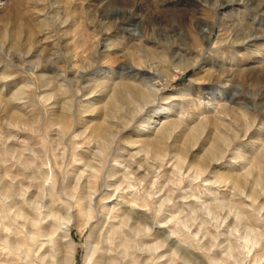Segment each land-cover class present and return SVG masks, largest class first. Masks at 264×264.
Masks as SVG:
<instances>
[{"label":"rangeland","instance_id":"374dc122","mask_svg":"<svg viewBox=\"0 0 264 264\" xmlns=\"http://www.w3.org/2000/svg\"><path fill=\"white\" fill-rule=\"evenodd\" d=\"M67 240L264 264V0H0V264Z\"/></svg>","mask_w":264,"mask_h":264},{"label":"bare ground","instance_id":"6f19581e","mask_svg":"<svg viewBox=\"0 0 264 264\" xmlns=\"http://www.w3.org/2000/svg\"><path fill=\"white\" fill-rule=\"evenodd\" d=\"M204 33L205 34H207V31H204ZM258 38V37H257ZM207 39V38H206ZM151 50H148V49H145L144 50V52H146V54L147 53H151L150 52ZM153 54V53H152ZM151 55V54H150ZM148 56V55H147ZM151 57V56H150ZM153 57V56H152ZM146 68V67H145ZM133 69V68H132ZM141 72H136V74H140ZM143 73V72H142ZM150 74V73H149ZM144 75V74H143ZM156 75H152V76H150V77H152V78H154ZM160 77V76H159ZM144 82V81H143ZM140 84H142V85H144V87H145V84H143V83H140ZM142 85H140L141 86V88L139 87L138 88V94L140 95V97L143 99V101H141V103L142 102H144L145 101V103H146V105H148V104H150V103H153V102H156V100H157V97H158V95H160L159 94V92L161 91V88L159 89V90H156V89H153L155 86H159L160 87V85H158V84H156V83H154V84H152V85H150V87H148V89L147 90H145V88H143L142 87ZM143 88V89H142ZM220 89V88H219ZM220 90H222V89H220ZM222 94V93H221ZM218 95H220V93L218 94ZM132 96H133V94H132ZM135 100V99H134ZM134 100H132V103H133V101ZM138 103H136V105H137ZM142 105H143V103H142ZM137 107H140L141 108V106L139 105H137ZM162 110H167V109H164V108H161ZM170 125V124H169ZM171 125H172V123H171ZM171 128V127H170ZM106 129H107V126L104 124V125H102V126H99L98 128H97V133H99V134H103L104 133V131H106ZM169 129H168V126L167 127H165V128H163L162 129V131H161V136L163 137L166 133H167V131H168ZM107 132H108V130H107ZM110 135V134H109ZM113 135V134H112ZM101 136V135H100ZM160 139H162V138H159V140L157 141V148L158 149H160V148H162L163 147V144H162V141H160ZM161 150V149H160ZM216 151V150H215ZM212 156H214V153H213V155ZM215 158V157H214ZM216 158H217V156H216ZM238 183V182H237ZM93 199V198H92ZM70 221V220H69ZM68 221V222H69ZM67 222V223H68ZM69 227V226H68ZM68 230V229H67ZM66 236H67V233H66ZM67 238V237H66ZM68 239V238H67ZM15 245H16V243H15ZM20 246V245H19ZM21 247V246H20ZM24 247V246H23ZM18 248V247H17ZM22 248V247H21ZM25 248V247H24ZM56 251V250H55ZM56 253H58L57 251H56ZM56 253H53L52 251H46V252H44L42 255H41V260H42V262L44 263V264H55L56 263V261H58V260H60L59 262L61 263V264H72L73 262H74V253H75V247H74V244H73V242L72 241H70V240H67V250H66V253L65 254H63V255H60V257L56 254ZM94 255H95V251H93V253H92V255L89 257V261H88V264H91L92 262V264H115V260L113 259V258H106L105 256H103V255H100L99 257H97V258H95V260H94ZM47 258H49L50 260L49 261H46V259ZM60 258V259H59ZM15 264V263H14ZM57 264V263H56Z\"/></svg>","mask_w":264,"mask_h":264}]
</instances>
